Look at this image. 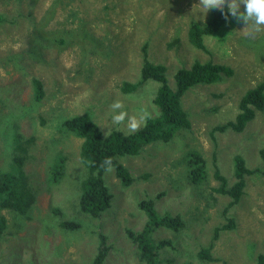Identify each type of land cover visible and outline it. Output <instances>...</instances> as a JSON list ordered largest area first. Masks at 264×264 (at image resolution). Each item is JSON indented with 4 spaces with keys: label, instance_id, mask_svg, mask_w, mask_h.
<instances>
[{
    "label": "rangeland",
    "instance_id": "1",
    "mask_svg": "<svg viewBox=\"0 0 264 264\" xmlns=\"http://www.w3.org/2000/svg\"><path fill=\"white\" fill-rule=\"evenodd\" d=\"M55 1L0 0V170L17 177L22 173L36 198L26 215L0 207L5 222L0 264H92L103 238L108 248L103 264H144L128 232L143 230L147 216L138 204L158 195V214L179 216L184 224L178 232L160 228L153 234L156 243L167 242L159 250L161 264H257L264 253V175L256 171L264 167V110H256L241 132L217 128L236 121L244 94L264 81V47L248 44L264 42V31L244 29V22L230 17L215 36H204L206 51L191 45L189 30L220 10L207 12L199 0H62L52 9ZM84 20L89 35L74 39L59 33ZM47 21L44 30L59 32L38 50L35 31ZM64 38L65 45L59 42ZM176 39L179 43L169 48ZM146 45L147 58L167 68L172 89L176 72L195 60L225 65L233 74L185 94L182 104L191 128L179 130L168 143L147 145L139 156L119 160L138 179L130 187L122 186L114 168L106 171L112 207L95 219L79 206L88 172L81 159L83 140L62 131L61 123L89 113L104 135L113 130L131 134L127 117L117 125L114 114L156 116L160 83L148 80L127 94L121 88L141 77ZM34 79L44 83L40 102ZM115 101L123 107L114 112ZM192 151L207 163L208 178L198 184L189 180L184 161ZM237 155L255 173L246 175L239 203L227 210L232 199L215 191L221 185L215 174L219 170L233 186ZM61 159L64 167L57 170L61 178L55 182L52 170ZM144 175L148 178L140 179ZM230 220L234 227L221 230L214 240L216 228ZM68 221L80 227L64 228ZM212 243L218 261L200 260L198 253Z\"/></svg>",
    "mask_w": 264,
    "mask_h": 264
},
{
    "label": "trees",
    "instance_id": "2",
    "mask_svg": "<svg viewBox=\"0 0 264 264\" xmlns=\"http://www.w3.org/2000/svg\"><path fill=\"white\" fill-rule=\"evenodd\" d=\"M58 3L61 4L63 1H55L51 8L54 9ZM224 12L227 13L228 10H224ZM230 17L232 16L228 13V19L225 20L222 12L216 11L209 22H195L189 30V42L194 48L207 51L204 44V36H215L228 23ZM0 19H2L1 15ZM233 19L235 22L243 23V21H238L236 18ZM87 25L88 23L84 20L77 28L59 32L58 30H44L48 26L47 21L43 27L41 26L39 30L35 31L37 36H35V41L33 40L34 46L38 50L44 48V43L48 44L52 42L51 36L55 32L64 33L70 38L81 39L85 35H89L86 29ZM179 41V39H176V41L170 43L169 48L178 44ZM59 42L63 45L67 44L65 38ZM248 44L252 47H255L254 45L257 44V48L260 46L261 48L264 47V42L261 39L250 41ZM147 49L146 45L143 48L144 59L141 77L135 83L123 82L121 88L127 94L133 92L148 80L160 83L161 85L154 98V103L159 108L156 116L147 118L146 123L131 134H124L123 131L113 130L108 135H104L93 116L89 113L64 119L61 123L64 128L62 131L72 133L83 140L81 145V159L88 172L87 178L83 183L79 206L82 213L90 215L95 219L101 218L103 214L110 210L113 201V194L109 191L104 181L106 171L102 165L105 159L111 157L112 167L115 170L116 177L120 180L123 187H130L138 179L134 178L129 169L119 160L126 156H139L147 145L153 144L156 141L168 143L179 130L191 128L189 114L183 108L182 104V98L185 94L195 87L217 83L223 77L233 74V70L225 65L214 64L212 62L202 63L195 60L191 67L181 68L176 72V88L172 89L169 86L166 76L167 68L164 65L152 63L147 58ZM33 87L35 99L37 102H40L45 95L44 83L38 79H34ZM239 110L236 121L228 122L219 126L217 129L225 131L229 128H234L236 131L241 132L244 130L246 124L255 118L256 110H264V81L256 87L249 89L244 94L239 104ZM214 132H216V128L212 133ZM260 155L264 161V148L260 150ZM184 161L187 166L189 180L192 183L198 184L207 180V163L199 152H188ZM234 161V176L236 181L233 186L229 187L227 185V179L221 175L219 170L215 174L217 180L221 182L220 187L216 188L215 191L222 195H228L232 199L227 210L239 203L246 186V175L255 173L247 168L245 160L240 155H237ZM64 163V159H61L53 167L52 178L55 182H58L61 178L56 172L58 169L64 167ZM256 171L264 175V167ZM20 174L21 176L17 177L14 172L0 170V207L9 208L19 214L26 215L32 209L36 198L34 196L35 194H33L32 187L25 180V176L22 173ZM147 178L148 175L140 177L143 180ZM160 197L161 195H158L156 198ZM156 198L144 199L139 202V208L147 216V222L142 231L134 232L129 230L128 232L132 241L137 245L140 259L144 264H161L159 250L167 242L161 241L156 243L153 239V234L156 231L160 228H166L178 232L184 225L179 216L159 215L156 209ZM230 221V224L216 228L214 240L217 239L221 230L225 231L234 227L233 220ZM62 226L71 230L80 227L79 224L72 221L64 222ZM3 230L5 231V222L3 218H0V240L4 233ZM213 247L214 244L212 243L209 247L203 248L198 253V258L202 261H218L211 253ZM107 253L106 240L103 238L98 254L92 264H103L106 260ZM256 261L257 264H264V253L259 254Z\"/></svg>",
    "mask_w": 264,
    "mask_h": 264
},
{
    "label": "clouds",
    "instance_id": "3",
    "mask_svg": "<svg viewBox=\"0 0 264 264\" xmlns=\"http://www.w3.org/2000/svg\"><path fill=\"white\" fill-rule=\"evenodd\" d=\"M227 5L228 12H224V8ZM244 6V10L241 11V6ZM199 6L203 9L220 10L224 16V19H228V13L238 21H243L246 25L244 29H249L253 32L264 31V0H199ZM123 104L121 101H115L112 103L111 108L115 112L117 109H121ZM127 117V128L130 132L137 131L141 124L145 122L147 114L143 113L137 118V116H128L127 112L120 111L118 114L112 116V122L114 124H122ZM105 171H113L112 159L108 157L105 159L104 164Z\"/></svg>",
    "mask_w": 264,
    "mask_h": 264
}]
</instances>
